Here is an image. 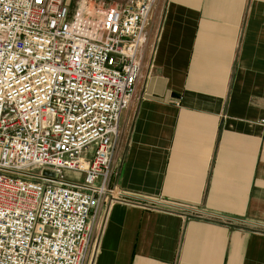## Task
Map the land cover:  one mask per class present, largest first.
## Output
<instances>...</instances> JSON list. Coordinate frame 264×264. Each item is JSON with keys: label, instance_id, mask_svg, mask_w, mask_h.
<instances>
[{"label": "crops", "instance_id": "crops-1", "mask_svg": "<svg viewBox=\"0 0 264 264\" xmlns=\"http://www.w3.org/2000/svg\"><path fill=\"white\" fill-rule=\"evenodd\" d=\"M147 29L111 171L130 201L92 215L84 264H264V0H159Z\"/></svg>", "mask_w": 264, "mask_h": 264}, {"label": "built area", "instance_id": "built-area-1", "mask_svg": "<svg viewBox=\"0 0 264 264\" xmlns=\"http://www.w3.org/2000/svg\"><path fill=\"white\" fill-rule=\"evenodd\" d=\"M157 2L0 0V264H84L92 215L130 201L111 171Z\"/></svg>", "mask_w": 264, "mask_h": 264}, {"label": "rangeland", "instance_id": "rangeland-1", "mask_svg": "<svg viewBox=\"0 0 264 264\" xmlns=\"http://www.w3.org/2000/svg\"><path fill=\"white\" fill-rule=\"evenodd\" d=\"M76 1H77V0H67V4H68L69 6H71L72 3H73V5H75ZM113 1H114V0H113ZM116 1L118 2V1H121V0H116ZM158 1H159V0H158ZM148 40H149V38H148ZM147 42H148V41H147ZM146 44H147V43H146ZM146 44H145V45H146ZM145 45L142 47V51L144 50ZM141 62H142V56H141ZM142 65H143V64H142ZM90 152H91V150L88 149V150H86V151L84 152V155H89ZM78 176H79L78 173H75V172H73V171H65V177H66L67 179L81 180V178L78 177ZM184 207H185V205H184ZM187 208H188V207H186V209H187Z\"/></svg>", "mask_w": 264, "mask_h": 264}, {"label": "water", "instance_id": "water-1", "mask_svg": "<svg viewBox=\"0 0 264 264\" xmlns=\"http://www.w3.org/2000/svg\"><path fill=\"white\" fill-rule=\"evenodd\" d=\"M44 176H50V177H53L54 179H57L58 174L56 172L46 170L44 171Z\"/></svg>", "mask_w": 264, "mask_h": 264}]
</instances>
